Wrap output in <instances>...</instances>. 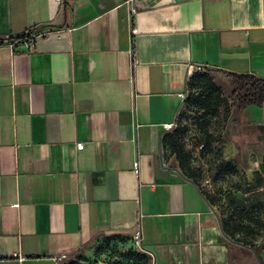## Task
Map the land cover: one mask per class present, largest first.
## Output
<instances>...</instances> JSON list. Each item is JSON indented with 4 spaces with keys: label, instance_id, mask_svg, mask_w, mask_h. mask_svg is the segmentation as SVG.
<instances>
[{
    "label": "crops",
    "instance_id": "obj_1",
    "mask_svg": "<svg viewBox=\"0 0 264 264\" xmlns=\"http://www.w3.org/2000/svg\"><path fill=\"white\" fill-rule=\"evenodd\" d=\"M197 66L229 91L223 73L264 79V0H0V264L137 229L148 264H258L161 148ZM228 128L260 157L264 104Z\"/></svg>",
    "mask_w": 264,
    "mask_h": 264
},
{
    "label": "rangeland",
    "instance_id": "obj_2",
    "mask_svg": "<svg viewBox=\"0 0 264 264\" xmlns=\"http://www.w3.org/2000/svg\"><path fill=\"white\" fill-rule=\"evenodd\" d=\"M218 85L221 91L217 101L207 112L194 100L199 88L190 85L177 122L167 133L175 146L182 148L183 173L203 191L226 235L252 246L259 264H264V148L260 157L252 154L249 160L248 154L245 160L235 146L227 143L230 91ZM205 122L207 127H202ZM163 150L165 157L173 156L170 145ZM130 246L103 242L100 258L134 264L121 254Z\"/></svg>",
    "mask_w": 264,
    "mask_h": 264
},
{
    "label": "trees",
    "instance_id": "obj_3",
    "mask_svg": "<svg viewBox=\"0 0 264 264\" xmlns=\"http://www.w3.org/2000/svg\"><path fill=\"white\" fill-rule=\"evenodd\" d=\"M31 41L30 36H25L22 38H17L16 40H5L6 43H24V42ZM223 76L227 79L230 89V94L228 96L230 111L234 113L236 116L242 114V112L251 106L255 107H262L264 104V79L258 78L254 75H238V74H231V73H223ZM191 86H195L199 92L195 96V102L199 105L200 109L207 112L213 104L217 101L218 93L220 87H218L215 83V78L212 76L211 71L208 69H204L203 71L194 73L191 81ZM207 122L202 124V127H207ZM170 135L166 133L161 139V148L163 151L164 146H169L172 149L173 157H175L178 166L182 171V164H181V156H182V148H178L175 146L172 140H170ZM183 173V171H182ZM185 177L195 183L192 177L183 173ZM223 230V229H222ZM223 233L230 241L235 244H241L244 247H250L253 249L252 246H249L245 243L240 241L231 239L223 230ZM103 242H114L118 245L122 244H130L131 246L127 248V252H121L122 255H126L129 259L133 261L134 264H148L147 257L142 254L140 251L135 250L133 247L132 242L124 241V240H112V239H105L97 243L96 252L91 256H83L78 257L77 260L70 262L68 264H99L103 262L104 264H119V260H110L109 257L100 258L103 254H101L100 246ZM105 257V256H103ZM110 261H109V260ZM256 261L259 264L258 256L256 255Z\"/></svg>",
    "mask_w": 264,
    "mask_h": 264
},
{
    "label": "built area",
    "instance_id": "obj_4",
    "mask_svg": "<svg viewBox=\"0 0 264 264\" xmlns=\"http://www.w3.org/2000/svg\"><path fill=\"white\" fill-rule=\"evenodd\" d=\"M25 43V47L28 49V50H32L33 49V42L32 41H29V42H24ZM10 46H14L13 43H9ZM205 68L201 67V66H197V67H191L190 68V72H189V83H188V86L186 87V91L184 93H182L180 95V98L182 100V102L185 101L186 97H185V93L188 94L190 92L189 90V87H190V81L194 75V73L196 72H200V71H203ZM174 124H171V125H168L166 126V130L169 131L173 128ZM76 148L77 150H81L83 148V145L82 144H77L76 145ZM202 148V146H200V149ZM141 231L139 229H137L134 234H133V240H134V247L138 250H142L141 248ZM61 259H65V256H62L60 258ZM99 264H104L103 262H100Z\"/></svg>",
    "mask_w": 264,
    "mask_h": 264
},
{
    "label": "flooded vegetation",
    "instance_id": "obj_5",
    "mask_svg": "<svg viewBox=\"0 0 264 264\" xmlns=\"http://www.w3.org/2000/svg\"><path fill=\"white\" fill-rule=\"evenodd\" d=\"M236 139L238 140V143L240 144V150L238 151V154L239 155H242L243 156V159L247 153V150H246V144L243 143V138L242 136H237ZM254 146V145H253Z\"/></svg>",
    "mask_w": 264,
    "mask_h": 264
},
{
    "label": "water",
    "instance_id": "obj_6",
    "mask_svg": "<svg viewBox=\"0 0 264 264\" xmlns=\"http://www.w3.org/2000/svg\"><path fill=\"white\" fill-rule=\"evenodd\" d=\"M228 132H229V133H232V132H233V130H232V127H231V126L228 128Z\"/></svg>",
    "mask_w": 264,
    "mask_h": 264
}]
</instances>
